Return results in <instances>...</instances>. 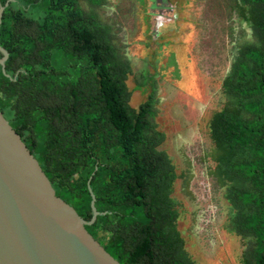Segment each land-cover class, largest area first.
<instances>
[{"label":"trees","instance_id":"16d2710c","mask_svg":"<svg viewBox=\"0 0 264 264\" xmlns=\"http://www.w3.org/2000/svg\"><path fill=\"white\" fill-rule=\"evenodd\" d=\"M89 1L101 2L0 0V46L9 53L0 66V111L58 197L85 221L95 201L101 214L86 229L116 261L195 264L178 229L180 175L161 150L157 88L131 107V60ZM228 6L251 36L237 45L225 105L209 123L211 173L229 205L226 230L253 245L243 264H264V0Z\"/></svg>","mask_w":264,"mask_h":264},{"label":"rangeland","instance_id":"374dc122","mask_svg":"<svg viewBox=\"0 0 264 264\" xmlns=\"http://www.w3.org/2000/svg\"><path fill=\"white\" fill-rule=\"evenodd\" d=\"M100 1L88 6L114 25L131 60V107L157 88L156 122L166 134L161 150L180 175L173 196L181 202L178 229L187 252L195 264H243L253 245L225 228L229 205L211 173L209 123L225 105L224 78L250 27L241 24L228 0Z\"/></svg>","mask_w":264,"mask_h":264},{"label":"water","instance_id":"95a60500","mask_svg":"<svg viewBox=\"0 0 264 264\" xmlns=\"http://www.w3.org/2000/svg\"><path fill=\"white\" fill-rule=\"evenodd\" d=\"M5 7H0V26ZM5 69L9 53L0 46ZM56 195L37 159L0 111V264H120Z\"/></svg>","mask_w":264,"mask_h":264}]
</instances>
